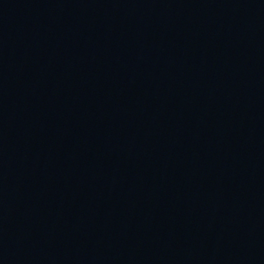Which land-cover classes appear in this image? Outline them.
<instances>
[{"label":"water","instance_id":"obj_1","mask_svg":"<svg viewBox=\"0 0 264 264\" xmlns=\"http://www.w3.org/2000/svg\"><path fill=\"white\" fill-rule=\"evenodd\" d=\"M0 175L103 264H264V0H0Z\"/></svg>","mask_w":264,"mask_h":264}]
</instances>
